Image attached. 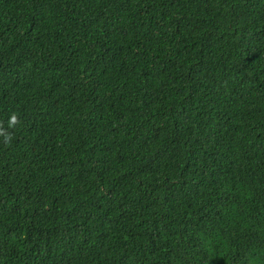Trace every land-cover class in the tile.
<instances>
[{"label": "trees", "instance_id": "obj_1", "mask_svg": "<svg viewBox=\"0 0 264 264\" xmlns=\"http://www.w3.org/2000/svg\"><path fill=\"white\" fill-rule=\"evenodd\" d=\"M0 124V264H264V0H0Z\"/></svg>", "mask_w": 264, "mask_h": 264}, {"label": "clouds", "instance_id": "obj_2", "mask_svg": "<svg viewBox=\"0 0 264 264\" xmlns=\"http://www.w3.org/2000/svg\"><path fill=\"white\" fill-rule=\"evenodd\" d=\"M19 123L17 114L13 113L8 120V128H14ZM0 136L4 138L3 142L5 144H10L13 136L11 133L7 132L2 124H0Z\"/></svg>", "mask_w": 264, "mask_h": 264}]
</instances>
